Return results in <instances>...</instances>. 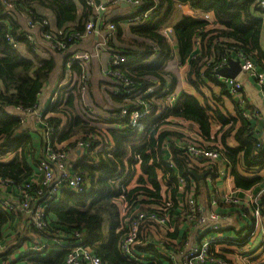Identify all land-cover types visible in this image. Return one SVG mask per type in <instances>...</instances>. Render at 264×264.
<instances>
[{
  "label": "trees",
  "instance_id": "1",
  "mask_svg": "<svg viewBox=\"0 0 264 264\" xmlns=\"http://www.w3.org/2000/svg\"><path fill=\"white\" fill-rule=\"evenodd\" d=\"M141 1L143 11L155 8L147 24L126 26L133 16L108 19L109 24L116 28V38L108 46L109 54L127 59L126 65L112 66L111 69L121 71L138 90L144 91L152 86L151 79L163 85L169 77L174 88L179 80L167 68L175 57L180 65L188 66L185 78L197 96L183 94L174 107L156 116L166 104L165 96L157 91L143 98L150 107L151 115L144 116L136 126L121 129L112 126L122 127L129 123L128 119H120L119 116L123 107H134L131 94H110L115 106L108 110V117L102 119L105 125H101V118L90 119L87 109L81 110V91L76 89L74 93L62 88L42 116L43 122L54 128L51 136L54 150L57 151L58 146L63 144H67L64 151L76 148L79 142L90 145L80 160L70 164L71 169L84 178L86 192L78 195L65 190L59 202L50 206L49 220L57 225L51 230L62 228L68 232H82L104 264H132L119 247L125 234L122 207L145 204L155 211L158 205L176 203L178 178L163 158L165 143L173 141L171 160L177 167L178 175L185 179L188 186L195 184L196 196L204 204H210L212 196H216L215 184L220 165L195 160L186 151L175 147L174 141L219 151L227 163L228 176L234 179L236 188L242 193H259L264 187V177L261 176L264 171V145L258 147L254 123L240 118L238 105L237 116L233 117L210 103V99L219 103L222 96L228 95L226 86L217 78V67L226 60L240 53L250 57L264 70L261 45L264 23L257 17V13L261 14L259 5L250 0L241 3L236 0ZM47 14L54 15L55 26L45 24ZM176 14L178 20L171 23ZM18 15L25 16L40 27V34H54L55 41L63 42L67 50L83 43L79 35L86 31L90 21H98L95 5L88 0H0V160H4L0 161V178L11 180L17 186L30 181L34 175L38 158L33 147L38 134H41L42 149L46 148L41 130L34 131L33 126L32 130L24 127L17 110L25 112L39 105L56 70L54 57L40 58L39 50L28 43ZM206 15L210 16L209 20L205 19ZM167 29L172 30L173 42L165 33ZM54 30L63 31L64 35L60 36ZM8 35L24 45L32 57L15 50L7 40ZM195 40L201 42V49L196 54ZM53 50L61 54L60 50ZM153 56H156L155 59H152ZM68 60L69 57L65 58V64ZM72 72L81 76L79 64L72 65ZM177 123L186 128L177 131L167 128V125ZM232 140L235 141L234 146L230 144ZM191 172L206 174L207 177L196 180ZM208 177H211L212 188ZM167 187L174 194L172 199L163 198ZM260 204L264 215V193L260 196ZM219 205L222 206L220 200ZM236 208L240 217L244 212L252 219L255 206L248 203ZM9 224L10 216L0 211V240L4 238ZM150 226L160 232L158 226ZM49 233L42 231L40 237L47 238ZM150 234L151 229L142 228L143 237ZM34 235L37 237V234ZM30 239L28 234H18L4 257L15 255L25 243L33 241ZM164 245L169 246L168 243ZM238 248L241 251L245 246ZM151 256L152 259L145 264H170L155 250ZM241 257L247 264H264V247L253 252L244 251ZM64 258V251L59 250L48 255L30 253L21 257L20 262L12 264H64Z\"/></svg>",
  "mask_w": 264,
  "mask_h": 264
},
{
  "label": "built area",
  "instance_id": "2",
  "mask_svg": "<svg viewBox=\"0 0 264 264\" xmlns=\"http://www.w3.org/2000/svg\"><path fill=\"white\" fill-rule=\"evenodd\" d=\"M110 4L128 5L131 10L124 15L133 16L128 21L126 26H143L147 24L151 14L155 8L142 10L141 0H104ZM247 0H236L241 3ZM254 4H258L260 13L257 17L261 18L264 23V0H250ZM88 3L95 5L98 15L104 10V5L97 7L94 0H88ZM210 16L206 15L205 19L209 20ZM45 24L52 26L48 19ZM264 25V24H263ZM40 27L31 21H27L24 33L28 43L35 45L38 49V39L47 43L52 49H58L64 58L69 57L66 64V74L61 85L53 91L52 97L49 100L50 104L56 100L57 92L66 88L68 91L78 89L84 95L89 94L91 90V64L94 60L99 59L102 55L107 54V62L105 75L110 79L112 94L126 93L131 94L134 98L131 105L122 108L120 119H128L129 123L122 127L113 125V128L126 129L127 127L136 126L139 121L147 115H151L149 105L145 103L144 97L150 96L157 91L160 95L166 98V104L161 107L156 116L164 113L165 110L172 108L180 100L183 94H188L183 87L185 78V69L183 74L177 76L179 82L173 88L172 79H166L165 84L159 83L155 79L153 85L143 90H138L132 80L125 77L121 71H114L112 66L119 67L127 64V59L120 55L109 54V44L115 40L116 28L109 24V20H101V28L96 30V23L90 21L86 26V31L79 35V39L88 41L93 39L95 35L99 36L97 43L92 50H81L77 46L66 49L63 42H56L55 35L52 33L40 34ZM53 28V27H52ZM54 29V28H53ZM58 35H64L63 31L54 30ZM97 33V34H95ZM166 35L173 42V33L171 29L165 31ZM39 34V35H38ZM39 36V37H37ZM7 40L11 46L18 51H24L25 46L17 42L12 35L7 36ZM200 40L194 41V53L200 51ZM235 51V48L233 49ZM175 55V50L172 54ZM153 56L152 59H155ZM195 59V58H194ZM232 60L240 64V74L249 76L256 83L261 93L264 95V70H262L250 57L243 54H237L232 59L226 60L219 67L217 78L227 88V97L232 99L239 106L240 118L254 123V135L258 138V147L264 145V138H261L259 133V122H261L262 113L259 109L250 106L247 97L244 94L242 82L236 77L228 78L219 75V72L224 68H229V61ZM176 62V58L169 63ZM79 64L81 76L72 72V65ZM168 69V68H167ZM169 70V69H168ZM171 71V70H169ZM172 72V71H171ZM173 73V72H172ZM187 83V81H186ZM188 84V83H187ZM194 91V90H193ZM192 95V94H191ZM195 96V95H193ZM49 104V105H50ZM85 100V105L82 110L87 109L90 114V119H95L97 112L92 105ZM42 107V108H41ZM44 107L39 103L34 109L25 112L17 110L19 117L24 124V127L29 126L31 119H34V131L39 129L46 140V148L43 150V156L38 161L36 170L30 181L23 185H15L11 180L0 178V211L10 216V224L7 225V230L14 228L18 234L24 236L28 234L33 239L25 243L21 249L10 258H5L9 243L0 240V264H12L21 261V257L34 253V255H48L51 251H64V264H104L103 260L96 255L88 245V238L80 231H65L62 228L55 229L57 225L49 220L48 210L50 206L58 203L62 193L69 190L75 194H83L86 192L84 178L71 169L72 160L70 152L59 148L57 151L53 149L51 136L54 133V128L42 120ZM32 130V128H29ZM257 134V135H256ZM171 142L163 145L164 160L168 162L169 169L176 174L178 178V190L175 193L176 203L167 202L155 207V211H151L150 207L145 204H139L133 208L122 207L121 218L125 234L120 240L119 247L122 254L132 264H145L152 259L151 254L154 250L161 253L170 264H230V258L225 255L224 248L228 242H232L235 246L244 245L248 248L247 251L253 252L257 250L255 242L260 235L264 233V215L261 210L260 196L264 193V187L259 193H242L243 197L237 196L234 192H226L221 196H212L210 204H204L196 196L195 184L187 185L185 179L178 175V170L174 162H172ZM175 147L186 151L192 158L197 161H211L222 164V168L218 173V180L228 177V167L223 155L217 150H206L196 147L195 145H186L180 141H174ZM90 145L86 142H79L76 146L75 153L78 155L77 160L87 153ZM101 148V147H100ZM4 161V160H0ZM208 183H211V177L207 178ZM172 191L167 187L163 198L172 199ZM240 207L250 203L255 206L252 214V225L249 231L242 232L239 238H229L226 234V229L229 228V216L227 213L219 211L220 205ZM178 219L180 220L178 223ZM156 225L160 228V232L156 231L150 225ZM151 229V234L143 237L142 228ZM47 230L49 236L47 238L40 237L42 231ZM39 232L40 235L37 233ZM17 234V235H18ZM34 234H37L35 237ZM51 236V237H50ZM162 237H165L163 239ZM30 239V240H32ZM168 243L166 247L164 244ZM253 243V244H252ZM247 246H246V245ZM168 250V251H167Z\"/></svg>",
  "mask_w": 264,
  "mask_h": 264
},
{
  "label": "crops",
  "instance_id": "3",
  "mask_svg": "<svg viewBox=\"0 0 264 264\" xmlns=\"http://www.w3.org/2000/svg\"><path fill=\"white\" fill-rule=\"evenodd\" d=\"M115 5V6H114ZM104 18H108V19H114L117 17H123L124 15L128 14L131 10V8L128 5H120V4H108V5H104ZM119 6V7H118ZM117 8V9H116ZM100 15V14H99ZM47 17L49 18L50 22L53 24V26H55V17L52 14H47ZM20 25L22 27L25 28V25L27 23V18L25 16H19L17 17ZM97 34V33H95ZM39 35V34H38ZM39 37V36H37ZM99 36L95 35V37L93 39H88V41H84L83 43H81L79 46H77V48L81 49V50H92L95 46V44L98 41ZM38 50H39V56L42 59H49L50 57H54L55 61H56V70L54 72V74L52 75L50 82L48 84V88L46 89L47 91H44L42 98L40 100V104L44 107L43 110L46 111L48 105L50 104V99L52 97V93L53 91L57 88V86L61 85L62 81L61 79L65 78V74H66V64H65V58L60 55L57 54L56 52H54V50L45 42L41 41V39H38ZM261 45H262V49L264 51V26H263V30H262V36H261ZM24 55L26 57L31 58V54L29 52L26 51V49L23 51ZM1 57V54H0ZM103 57L104 55H102L99 59H97V61H94L92 63L91 66V72L95 77H103L106 76L105 75V69H106V62H103ZM108 58V55H107ZM237 78L242 82L243 87H244V94L247 97L250 106L254 107L256 109H259L262 113V117H261V122H259V131H257V134L259 133L261 138H264V95L261 93V90L258 88V86L256 85L255 82L252 81V79L247 76V75H241L240 72L237 74ZM183 87L186 89L187 93L189 95H195L197 96V94L195 93V91H193V89L186 83V81L184 80V84ZM216 92H218V89H216ZM206 94V93H205ZM207 96L210 98V94L207 93ZM87 96L84 95V100H86ZM99 97H95V98H91V94H88V102H89V106L92 105L94 108V102H97L99 104L98 101ZM210 103H213L215 106L219 107L225 114L229 115V116H233L236 117L237 113H236V103L230 99L227 96H222L221 97V101L219 103H217L216 101L210 99ZM85 105V103H84ZM84 105H81V110L82 107ZM42 108V107H41ZM34 124V119H31L29 122V126L31 127ZM29 129V128H28ZM30 130V129H29ZM198 132V130L196 129V133ZM256 134V135H257ZM196 139L199 140V138L196 135ZM42 138H41V134L35 137L34 140V147L33 150H35L38 161L40 160V158L43 156V149H42ZM231 145H235V141L232 140L230 142ZM32 159H33V155H32ZM220 165V169L222 168V164ZM262 177H264V171L262 172ZM208 186V185H207ZM209 186H211V188L213 187L212 184L210 183ZM215 193L216 196H221L226 192H234L237 196H241L243 197L244 194H242V190H238L235 186V182L234 179L232 177H224L221 180H217L216 184H215ZM210 188V187H208ZM220 212L222 213H227L229 216V228L226 229V234L229 238H239L242 234V232L244 231H249L252 225V219L246 215L244 212H242L241 217L239 215L238 209L237 208H233V207H227L226 205L220 206L219 209ZM251 216V215H250ZM7 228V227H6ZM7 230V229H6ZM9 230H15L14 228H10ZM18 231H15V234L11 236V238L7 237V231L6 234L4 236V241H6L7 243L15 240V237L17 236ZM11 244V243H9ZM253 244V243H252ZM246 245V244H245ZM247 246V245H246ZM255 246H257L258 248H263L264 247V233H262L260 235V237L258 238V240L255 242ZM224 248V252L225 255L227 257L230 258V263L231 264H247V262L245 261V259H243L241 257L242 252H247L248 248L245 249H240L235 246L232 242H228ZM262 250V249H260Z\"/></svg>",
  "mask_w": 264,
  "mask_h": 264
},
{
  "label": "rangeland",
  "instance_id": "4",
  "mask_svg": "<svg viewBox=\"0 0 264 264\" xmlns=\"http://www.w3.org/2000/svg\"><path fill=\"white\" fill-rule=\"evenodd\" d=\"M178 15L176 14V16H174L172 19H171V23L173 22H176L178 20ZM49 19V18H48ZM94 61H97V60H94ZM93 61V62H94ZM107 61V54H104V57H103V62H106ZM92 62V63H93ZM92 66V64H91ZM169 70H171L174 74H176L177 76H181V74H183V67L179 65V62L176 58V62H173L171 63V65L168 67ZM91 70V69H90ZM185 75L187 73V68L185 69ZM91 90L89 91V94H91V98H95V97H99L98 98V101H99V104L97 102H94V106H95V110L97 112V118L98 120L101 118V120H99L101 123V125H105L102 121V119L108 117V110H111L113 106H115V104L111 101L110 99V94H112L110 92V89H111V85H110V79L107 77V76H104L101 77H95L93 76L92 72H91ZM82 96H83V104L85 103V100H84V94L82 93ZM87 96L88 98V94L85 95ZM86 98V101H88V99ZM167 128H170V129H175L174 131H177V130H182V129H185L186 127L183 126V125H179L178 123L176 125H167ZM67 147V144H63V145H60L58 146V148H65ZM75 147L70 149V158L72 160V162H77V158H78V155L75 153ZM15 234V230H7V237L8 238H11L12 235ZM9 243V242H8ZM6 243V244H8Z\"/></svg>",
  "mask_w": 264,
  "mask_h": 264
},
{
  "label": "water",
  "instance_id": "5",
  "mask_svg": "<svg viewBox=\"0 0 264 264\" xmlns=\"http://www.w3.org/2000/svg\"><path fill=\"white\" fill-rule=\"evenodd\" d=\"M97 7H100L101 5H108L107 1L104 0H94ZM104 16V11L100 12L99 19L96 23V30L99 31L101 28V20ZM171 38V37H170ZM172 39V38H171ZM230 67L224 68L219 72V75L222 77H228V78H234L237 76V74L240 72V64L237 62H234L232 60L229 61ZM191 175L196 180H204L207 176L206 174H198L196 172H191Z\"/></svg>",
  "mask_w": 264,
  "mask_h": 264
}]
</instances>
